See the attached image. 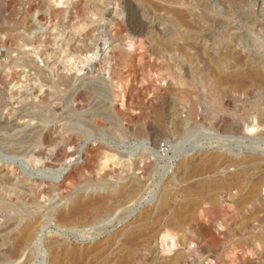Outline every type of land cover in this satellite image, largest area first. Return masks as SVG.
<instances>
[{
    "label": "rangeland",
    "instance_id": "obj_1",
    "mask_svg": "<svg viewBox=\"0 0 264 264\" xmlns=\"http://www.w3.org/2000/svg\"><path fill=\"white\" fill-rule=\"evenodd\" d=\"M261 8V0H0V125L36 117L27 129L35 144L5 154L0 142V161L42 188L34 204L0 200V264H264V186L244 203L264 171L230 190L181 193L200 179L183 182L205 157L220 177L233 171L232 157L264 160V85L253 80L264 79ZM236 73L243 89L217 83ZM132 182L137 195L114 201L103 219L61 224L51 214Z\"/></svg>",
    "mask_w": 264,
    "mask_h": 264
},
{
    "label": "bare ground",
    "instance_id": "obj_2",
    "mask_svg": "<svg viewBox=\"0 0 264 264\" xmlns=\"http://www.w3.org/2000/svg\"><path fill=\"white\" fill-rule=\"evenodd\" d=\"M261 5H262L261 11H260V13H262L261 25H262V29L264 31V0H261ZM178 16H179V14H178ZM179 17H177V18L179 19ZM179 20H181V19H179ZM262 40H260V41H262L260 44V49H262V51H263L262 63L264 65V39H262ZM240 74L241 73H236V74L231 75V76H229V75L223 76L222 78L218 79L217 83L220 85L221 83L224 84L225 82H229V85L231 86V88H233L234 90H241V88L244 85H246V83L241 80L242 78L240 77L241 76ZM253 80H255L254 83H256L257 85H264V79H262L260 77V75L256 76ZM10 114H12V113H10ZM35 118H34V116H30V115L22 116L21 119H24V120L27 119V123H25L23 126H9V125H4V124L0 125V135L4 137L3 139L1 138L3 141L0 139V142H3L5 154L6 153L7 154H16L17 149H15V148H19V146H24L25 144H28V145L29 144H33V145L35 144L34 143L35 140L32 137L34 135H32L30 131H27L28 127H30V125L33 124L32 121ZM259 126L260 127L264 126V116L261 118ZM32 131H34V130H32ZM37 134H38V132H37ZM34 138H35V136H34ZM0 146H1V144H0ZM0 148H2V147H0ZM20 149H21V147H20ZM26 151H27V149H26ZM28 152H29V154H32V156H33V155H36V153L38 154V149L35 148V146H34V149L29 150ZM258 156L255 157L254 159H251V160H247V156H245V158L244 157L243 158L242 157L241 158L232 157V159H230L227 163L230 164L231 168L234 167L233 171L231 173L226 172L221 177L218 176L219 174L217 175L218 171L216 169L217 167H215V160L211 157L209 158V156H208V158L205 157V159L203 160L202 156H201L202 161H199L201 164L199 163L200 165L198 167L193 166L192 170L189 169V171L186 172V176H185V179H183V182L185 181L187 183L191 178L196 179V177H199L200 179L198 181H196V183H194V184L191 183L192 185H188L186 187L183 186L184 187L183 190L181 187V190H182L181 193L185 194V195H192L194 193H199L203 190L216 191L217 189H220V188L221 189L224 188L227 190L233 189L236 186H239L246 177H249L253 173V171H256V170L257 171H259V170L264 171V160L260 159V157H258ZM248 159H250V158H248ZM217 160H219V159L217 158L216 162H217ZM224 163H226V162H224ZM195 164H196V162H195ZM182 165H184V164H182ZM196 165H198V163ZM223 165L224 164H222V166ZM228 166L226 167L224 165V168L225 167L228 168ZM226 168H225V170L228 171V169H226ZM222 170L225 171L224 169H222ZM123 179H125V178H123ZM180 182H182V181H180ZM39 184L40 183L37 182L36 180L28 181V179L21 172L19 167L14 166V167L9 169L5 163L0 161V200H3L2 197H5L6 195L9 198L8 194H11L12 197L14 196L16 200H23L26 197H32L31 201H32V204H34L35 203L34 198H35L36 194L38 193L39 189L41 188V187H39ZM136 185H138V184H136ZM136 185L133 182L131 184L129 183V187L124 186L123 190L117 194H115L111 190H102V189L90 190L89 192H86L81 196H76V197L70 199L62 207L53 210V212H51V214H53V216H55L57 221L61 224L62 223L64 224L66 221H69V220L71 222V220L75 221V220H80V219H83L86 217L88 218L91 215H93L92 218H94L95 220L99 219V218L103 219V217H105V215L111 210L112 205L114 204V201L115 202L120 201L123 203L124 202L125 203L130 202V200H132L134 198V196L137 195L140 188ZM185 185H187V184H185ZM263 186H264V180H258L257 183L255 181V183L251 189V192L250 193L248 192L249 198L244 203H246V202L249 203L250 201H253L254 199H256L257 195H258L259 188H261ZM125 188H128V190H126ZM124 189L126 191H124ZM7 196L5 198H7ZM120 202H119V204H120ZM212 203L214 204V206H218L220 204V203H216L215 199L212 200ZM31 236H32L31 233L27 232L23 236L22 242L27 243L30 240ZM99 246L100 245H94V247H99ZM124 246H125V243H124ZM59 249H60V245L58 244V242H54L53 243V249L51 252L52 255L53 256L57 255L60 251ZM20 251L21 250L19 247H15L12 251H10V255L11 256L19 255Z\"/></svg>",
    "mask_w": 264,
    "mask_h": 264
}]
</instances>
